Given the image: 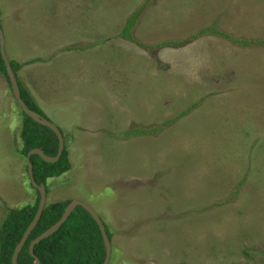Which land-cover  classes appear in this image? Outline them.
<instances>
[{"label": "rangeland", "instance_id": "1", "mask_svg": "<svg viewBox=\"0 0 264 264\" xmlns=\"http://www.w3.org/2000/svg\"><path fill=\"white\" fill-rule=\"evenodd\" d=\"M0 24L69 152L46 205L89 204L109 264H264V0H0ZM22 125L0 72V227L37 200Z\"/></svg>", "mask_w": 264, "mask_h": 264}, {"label": "trees", "instance_id": "2", "mask_svg": "<svg viewBox=\"0 0 264 264\" xmlns=\"http://www.w3.org/2000/svg\"><path fill=\"white\" fill-rule=\"evenodd\" d=\"M140 11L141 10L133 13L127 21L121 34L123 38L131 39V29L134 24H136ZM205 32L207 31H202L203 34ZM215 32L218 33L217 30ZM237 41L242 45L248 44L247 42ZM257 43L264 44L262 42ZM166 44H169V42ZM11 65L16 73L21 96L25 104L32 111L50 121L20 81L18 73L22 65L16 61H11ZM0 72L4 74L9 81L1 52ZM198 105L199 104H193V106L188 109V112ZM21 112L23 116V155L27 158L30 151L41 149L45 156L50 158L56 157L59 152V139L57 135L48 127L33 120L22 110ZM185 113H187V111ZM160 129L161 127L150 130L136 129V133L153 134ZM132 134L134 133H126V137L130 138ZM30 162L33 167V175L36 183L38 185L45 184L47 194L50 191L48 188L49 179L61 177L71 171L72 168L67 147H65L57 162H48L39 155H32ZM36 192L37 200L34 204L19 209L9 210V213L3 221L0 227V264H13L12 258L14 251L20 243L25 231L33 221L39 207L40 192L37 189ZM70 202V200H64L46 205L38 225L32 231L26 244L19 253L18 264L35 263V258L30 253V243L61 219ZM106 228L112 241L113 237L107 225ZM34 254L40 260V264H103L106 258V248L99 226L84 208L78 206L57 232L35 245Z\"/></svg>", "mask_w": 264, "mask_h": 264}, {"label": "water", "instance_id": "3", "mask_svg": "<svg viewBox=\"0 0 264 264\" xmlns=\"http://www.w3.org/2000/svg\"><path fill=\"white\" fill-rule=\"evenodd\" d=\"M0 52H1V56H2L4 63H5L6 73H7L9 82H10L12 93L15 96L21 110L25 114H27L29 117H31L33 120H35L36 122H38V123L48 127L49 129H51L57 135V137L59 139V152H58V155L56 157H54V158L47 157V156H45L44 152L41 149H34V150L29 152V154L27 155V158H26L27 164H28L29 178H30V181H31L33 187L40 192V202H39V207H38L37 213H36L33 221L31 222V224L29 225V227L25 231L20 243L17 245V247L14 251L12 262H13V264H18L19 253L21 252L24 245L26 244V242H27L30 234L32 233V231L38 225V222L42 216V213L46 207V202H47L46 186H45V184L38 185L36 183V181L34 179V175H33V167L31 165L30 158L32 155H39L41 158H43L44 160H46L48 162H57L60 159V157H61V155L65 149V141H64V136H63L61 130L58 128V126L56 124L45 119L40 114L32 111L23 101L22 96H21L20 86L18 83V79L16 77V73L14 72L13 67L11 65V61L8 58L6 51H5V37H4V33H3V29L1 27V24H0ZM78 206L84 208L92 216V218L95 220V222L99 226V229H100L101 234L103 236L105 248H106V258H105V261L103 264H109L110 263L111 254H112V241H111V239L107 233V228H106L104 221L101 219L99 214L89 204H87L83 201H80V200H72L70 202V204L67 206V208L65 209V212H64L63 216L61 217V219L55 225H53L51 228H49L48 230L43 232L40 236H38L36 239H34L30 243V246H29L30 247V253L35 258L34 264H40V260L34 254L35 245L40 243L42 240L52 236L55 232H57L59 230V228L63 225V223L69 218V216L72 214V212Z\"/></svg>", "mask_w": 264, "mask_h": 264}, {"label": "clouds", "instance_id": "4", "mask_svg": "<svg viewBox=\"0 0 264 264\" xmlns=\"http://www.w3.org/2000/svg\"><path fill=\"white\" fill-rule=\"evenodd\" d=\"M11 87V86H10Z\"/></svg>", "mask_w": 264, "mask_h": 264}]
</instances>
